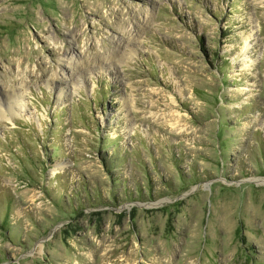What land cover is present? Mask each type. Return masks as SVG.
<instances>
[{"label":"rangeland","instance_id":"rangeland-1","mask_svg":"<svg viewBox=\"0 0 264 264\" xmlns=\"http://www.w3.org/2000/svg\"><path fill=\"white\" fill-rule=\"evenodd\" d=\"M0 264H264V0H0Z\"/></svg>","mask_w":264,"mask_h":264},{"label":"bare ground","instance_id":"bare-ground-1","mask_svg":"<svg viewBox=\"0 0 264 264\" xmlns=\"http://www.w3.org/2000/svg\"><path fill=\"white\" fill-rule=\"evenodd\" d=\"M112 57V56H111ZM67 68V67H66Z\"/></svg>","mask_w":264,"mask_h":264}]
</instances>
